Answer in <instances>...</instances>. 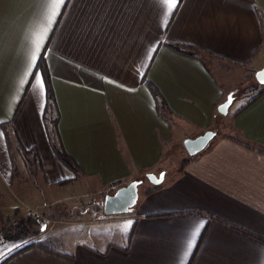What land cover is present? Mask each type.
<instances>
[{
	"label": "crops",
	"instance_id": "0c3cea01",
	"mask_svg": "<svg viewBox=\"0 0 264 264\" xmlns=\"http://www.w3.org/2000/svg\"><path fill=\"white\" fill-rule=\"evenodd\" d=\"M170 7L165 0H65L59 7L53 0H0L7 202L18 159L37 164L51 189L79 179L111 188L163 172L159 187L147 188L127 213L79 210L72 218L81 204L69 200L66 234L43 217L38 235L11 247L0 264H264V94L233 110L229 133L216 134L181 172L165 180L163 169L189 138L183 128H213L226 94L264 67V0H177ZM174 42L198 57L166 45ZM37 43L36 64L44 55L54 92L46 112L45 86L34 79L42 76L32 66ZM144 79L166 101L165 117ZM49 136L81 166L79 178L59 183L73 173ZM19 143L37 157L21 154ZM24 201L40 209L60 202L52 194L44 203L39 193Z\"/></svg>",
	"mask_w": 264,
	"mask_h": 264
},
{
	"label": "rangeland",
	"instance_id": "374dc122",
	"mask_svg": "<svg viewBox=\"0 0 264 264\" xmlns=\"http://www.w3.org/2000/svg\"><path fill=\"white\" fill-rule=\"evenodd\" d=\"M263 86L264 85L259 84L256 80L254 72L251 73V77L245 80L243 85H241L240 89H238L235 94L236 96L229 108L228 114H219L217 122L211 129L214 130L217 135L228 134L230 130L228 125L225 124L226 118H230L233 110H235L241 103L250 100ZM183 131L187 134V137H191L190 135H199L195 134L197 128L191 125L184 127ZM205 131L206 130L203 132ZM176 147L177 149L174 148L172 152L163 160L165 180L176 174L181 161L189 156L184 148L183 142L181 145ZM15 162L18 167V171L14 180L11 182V189L13 190V196L11 198H13V200L11 199L9 202L6 200L7 193L2 189L5 187L7 179L0 174V228L3 226L12 227L20 218L27 217L33 218L36 223L33 225L34 233L25 239L9 241L3 240L0 236V239L2 240L0 242V257L11 247L34 239L39 233V227H43V224H39V222L41 223L44 221V218H47L48 225L55 223V226L62 228L66 234L67 220L69 217L68 210L69 208H72L73 210L71 204L68 203L69 200H76V204H81V207H78L76 211L74 210L75 214L74 212L71 214L72 218L76 215H80L79 210H86V214H99L103 211V201L105 195L112 194L120 187L116 185L109 188V186L101 185L95 179H79L76 182L60 185L51 189V187H47L43 184V180L38 172L37 164H32L30 161L25 163L20 159L15 160ZM162 173L163 172H159L158 169L155 170L156 176H159ZM140 180L141 183L138 185V199L142 197L143 192L147 188L153 185L146 178V175ZM36 193L42 194L44 203H47L52 194L54 197L58 194L60 202L57 206L49 207V209H46V207H42L40 209L39 207L32 205V202L24 201L25 198H29V200L32 201ZM68 206L70 207L68 208Z\"/></svg>",
	"mask_w": 264,
	"mask_h": 264
},
{
	"label": "trees",
	"instance_id": "16d2710c",
	"mask_svg": "<svg viewBox=\"0 0 264 264\" xmlns=\"http://www.w3.org/2000/svg\"><path fill=\"white\" fill-rule=\"evenodd\" d=\"M166 45L169 48H171L172 50H174L175 52H178L180 54L191 56V57H198L197 56V53H198L197 50L195 48H193L192 46L181 44V43H175V42L174 43H167ZM35 70L41 74L43 81H44L45 95H46V105H45V112H46L51 107L55 106V101H54V92H53V89L51 86V81H50V74L48 71V67H47V63H46V60L44 58V55H41V57L39 58V60L36 64ZM143 83L147 86V88L151 92V95L155 99L156 108H157L158 113L161 116L165 117L166 112L168 113V112H170V110H169L167 103L164 100L163 96L161 95V93L159 92L157 87L150 80L144 79ZM262 94H264V86L250 100H248L245 104L241 105L238 108V110L236 111V114H238V113L242 112L244 109H246L251 103H253L255 100H257ZM55 122H56V120H55ZM49 140H50L51 146H52L55 154L59 158V160L62 162V164L65 167H67L73 173V178L63 179V180L59 181V183L64 184V183H68L70 181H73L74 179L79 178L82 174L81 166L65 151V149L62 146V143L58 139L54 140L52 136H49ZM18 148H19V151L21 152V154H23V155H28V154L31 155L32 154L34 157H37L35 148H31V149L27 150L20 143L18 144ZM192 159H194V157H190V156H188L186 159H184L180 164L179 172H181L184 169V167L186 166V164L189 161H191ZM13 171H14V173H16V167H15L14 163H13ZM14 173H13V177L15 175ZM158 187H159V185H155L153 187V189L148 190L147 192H150L154 189H157ZM35 223H36V221L31 217L20 218L12 227L3 226L2 228H0V236L2 237L3 240H9V241L10 240L15 241V240L25 239L34 233L33 232V225ZM39 224H40V222H39ZM1 241L2 240L0 239V242ZM32 243L33 242L26 243L22 247L13 251L12 254L18 252L19 250H21L24 247L31 245Z\"/></svg>",
	"mask_w": 264,
	"mask_h": 264
},
{
	"label": "water",
	"instance_id": "95a60500",
	"mask_svg": "<svg viewBox=\"0 0 264 264\" xmlns=\"http://www.w3.org/2000/svg\"><path fill=\"white\" fill-rule=\"evenodd\" d=\"M256 80L259 84L264 85V67L255 73ZM238 89L231 90L226 94L225 99L217 106V112L220 115H226L229 107L231 106L235 94ZM231 97V102H229ZM224 109L223 111L221 109ZM216 132L212 129L206 130L202 134L195 137H189L184 139L183 145L190 157H194L197 154L206 150L214 137ZM146 178L153 185H159L163 180V174L156 176L155 174H146ZM141 183L140 179H135L120 186L112 194H107L103 201V213L105 215L123 214L127 213L136 205L138 200V185Z\"/></svg>",
	"mask_w": 264,
	"mask_h": 264
},
{
	"label": "snow or ice",
	"instance_id": "6c2138e0",
	"mask_svg": "<svg viewBox=\"0 0 264 264\" xmlns=\"http://www.w3.org/2000/svg\"><path fill=\"white\" fill-rule=\"evenodd\" d=\"M53 2L57 5V7H59L60 5H63L65 3V0H53ZM165 3L172 6L168 9V11L171 12L172 8L176 6L177 0H165ZM57 14H58L57 12H53V16H55ZM165 23H167V21H165ZM40 51H41V45L39 43H37L35 53H33V55H32V66L33 67L36 65V61H37L36 53H39ZM152 51H155V49H153ZM34 79L36 80V82L40 86V88L43 89L44 88L43 78L42 77H34ZM231 99L232 98L229 97V102H231ZM221 110L223 111L224 109L222 108ZM2 136H3V133H0V137H2Z\"/></svg>",
	"mask_w": 264,
	"mask_h": 264
}]
</instances>
